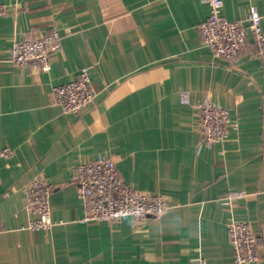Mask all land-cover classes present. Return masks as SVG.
Here are the masks:
<instances>
[{"label":"crops","instance_id":"0c3cea01","mask_svg":"<svg viewBox=\"0 0 264 264\" xmlns=\"http://www.w3.org/2000/svg\"><path fill=\"white\" fill-rule=\"evenodd\" d=\"M245 21L264 0H222ZM0 264H236L231 219L250 224L264 264V64L246 48L214 56L199 24L206 0H0ZM60 33L48 70L12 66L13 41ZM88 67L94 100L78 112L52 101V86ZM208 97L229 109L223 140L200 144L196 109ZM8 147V156L2 149ZM113 157L124 182L158 192L169 208L138 224L83 220L74 168ZM43 175L50 229L27 227L24 190ZM230 192L241 195L228 197Z\"/></svg>","mask_w":264,"mask_h":264},{"label":"built area","instance_id":"2783aa9c","mask_svg":"<svg viewBox=\"0 0 264 264\" xmlns=\"http://www.w3.org/2000/svg\"><path fill=\"white\" fill-rule=\"evenodd\" d=\"M208 15L199 24L203 43L214 56L232 59L247 46L248 33L252 36V49L264 64V27L261 16L251 5L245 21L229 20L223 17L222 0H206ZM4 8L0 7V14ZM60 33L50 30L39 35H30L13 41L10 46L12 66L31 67L48 70L51 67L50 54L58 46ZM52 101L64 112H78L90 104L96 91L89 76L88 67L84 66L76 78L52 86ZM181 103L191 104L196 109L198 129L202 136L200 144L212 147L223 140L230 123L229 109L211 101L208 97L192 102L187 90L179 95ZM2 155L8 156L10 149H2ZM74 183L77 196L84 206L83 220L118 221L124 215H130L138 224L148 217L159 216L168 208L164 195L158 192L137 190L127 185L116 160L113 157L97 158L77 164L74 168ZM54 185L43 175L34 177L25 187L24 199L27 211L35 214L27 223L31 229H50L54 222L50 217V194ZM242 192H230L228 197L241 195ZM1 228V224H0ZM227 234L236 264L256 261L260 258V245L257 235L244 220L231 219L227 225ZM192 264H206L203 257H198Z\"/></svg>","mask_w":264,"mask_h":264}]
</instances>
